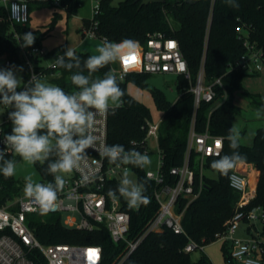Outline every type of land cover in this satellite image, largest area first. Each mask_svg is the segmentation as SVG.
I'll return each instance as SVG.
<instances>
[{"label":"trees","instance_id":"trees-1","mask_svg":"<svg viewBox=\"0 0 264 264\" xmlns=\"http://www.w3.org/2000/svg\"><path fill=\"white\" fill-rule=\"evenodd\" d=\"M69 9L77 13L79 0H68ZM239 8L228 6L225 0H166L164 3H150L142 5L139 0H123L118 5L111 4L110 0H101L100 12L96 15V32L112 42L124 40L140 41L144 44L147 34L152 31H163L179 40L181 50L188 61L191 79L179 77L178 88L180 94L176 101H170L164 91L154 89V99L159 108L165 111L161 127L159 129V143L164 153V173L168 181H173L170 173L173 166L181 165L186 149L190 123L194 113V94L190 88L195 83L201 66L204 67V80L206 83L223 75L225 90L216 87V96L213 102L202 101L196 111V130L204 132L209 121V131L213 135L223 137V150L217 156L206 159L205 169H212V161L222 155H231L233 149L229 147L226 139L228 130L233 126L234 117L240 113V107L234 102L235 91L242 87V77L247 72L243 69H230L229 64L237 60L246 52L243 41L239 38L237 28L241 25L250 32V39L254 41L264 53V0H236ZM211 20L209 22V15ZM22 33L31 32L27 27H17ZM11 25L4 20V10L0 7V55L8 53L10 56L20 58L21 48L16 38L10 33ZM36 38L34 45H41ZM32 46V45H31ZM31 46L25 48L30 49ZM68 48L67 45L59 47L46 56H58ZM81 59V69L73 68L71 71L56 67L47 68L50 75L44 82L59 86L66 92L76 91L70 77L82 71L83 62L89 52L77 54ZM43 59L35 58L36 63ZM116 63L101 68L94 77H103L112 70ZM21 66V65H20ZM36 68L42 69L37 64ZM28 74V70L26 69ZM150 73L133 72L124 79H118L124 92L121 107L112 108L109 115L108 145L120 144L126 150L134 147V143H141L146 136V122L151 118L150 108L139 99L130 94L127 81L134 79L141 85H147L146 79ZM224 99V101H223ZM223 101L214 108V104ZM253 103L260 109L264 101L253 98ZM214 108L209 118L210 110ZM264 116V115H263ZM11 127V124H10ZM238 151L243 160L253 163L259 170L257 194L249 207L264 204V125L257 129L254 143L245 145L239 142ZM92 152L88 149L87 154ZM9 153L7 159H15ZM38 164V168L45 180L54 182V177L47 174V163ZM134 167V166H133ZM138 174L139 183L145 184L149 203L141 205L138 209H130L124 198L119 197L123 208L131 214V226L129 236L133 237L144 228L147 221L153 216L158 207L154 199V182L146 177V169L134 167ZM217 172V171H216ZM230 171L227 175L219 172L218 177H211L205 173V187L200 196L193 199L183 215L185 234L174 233L170 229L149 233L142 244L126 259L123 264H213L204 254L198 259H193L191 252H185L184 247L189 237L204 245L215 241V234L222 231L225 222L234 212L238 193L230 186ZM120 181H113L110 189H117ZM15 178H5L0 174V204L9 199H14L22 190ZM186 203L183 200L182 204ZM28 224L34 229L39 240L45 244L71 243V244H98L103 248V264H111L123 250L124 241L114 242L108 228L101 227L93 231L69 228L62 223L59 214L55 213H30L27 216ZM226 261L227 247L224 245ZM28 256L36 264H48L41 251L33 249Z\"/></svg>","mask_w":264,"mask_h":264},{"label":"built area","instance_id":"built-area-1","mask_svg":"<svg viewBox=\"0 0 264 264\" xmlns=\"http://www.w3.org/2000/svg\"><path fill=\"white\" fill-rule=\"evenodd\" d=\"M213 1V0H212ZM39 2L57 7H69L68 0H0V7L4 10V20L10 23L12 38H16L21 48L20 58L10 56L8 53L0 55V68H8L14 65H23L28 70L26 83L33 75L40 76L45 81L53 73H48L51 67L50 57L46 48L42 45H32L26 50L21 47L24 33L18 30V26L27 27L30 21V5ZM100 2L93 6V18L83 30L84 38L94 37L104 41L106 37L100 36L95 27L96 15L101 9ZM211 13L209 15V22ZM243 25L237 28L239 38L246 47V52L237 60L230 63L229 68L243 69L249 72H260L264 68V53L257 44L250 39V32ZM109 41V40H108ZM147 42H138L135 50V61L125 63L118 62L112 67L117 78L124 80L129 73L146 72L150 74H173L191 79L188 61L185 58L179 40L163 31H152L147 34ZM76 54L79 52L76 48ZM62 55L58 53V56ZM55 56V59L56 57ZM35 58L43 59L36 63ZM42 65V69L36 65ZM204 67L198 73V77L190 90L194 94V113L190 123L187 137V145L181 165L173 166L170 173L173 181H168L164 173V153L159 143V122H146V136L141 143H134V147L147 155L157 152V171L146 170L148 180L154 182V199L158 207L153 216L147 221L141 231L133 237L129 236L131 226V214L123 208V203L118 197L112 199L108 196L110 184L120 181L125 168H134L132 165L116 168L108 160L102 157L98 151L89 149L92 153L86 155L81 164V169L66 176L67 183L61 193L58 194L56 207L47 213L59 214L62 223L69 228L93 231L101 227L108 228L114 242L124 241V248L111 264H123L126 259L142 244L144 238L152 232L172 230L177 234H185L183 215L189 203L200 196L205 187V161L210 156H217L223 150V137L213 135L209 131V121L206 130H196V111L202 101L213 102L216 96V87L225 90L223 75L206 83L204 80ZM23 90V89H21ZM224 101V99H223ZM223 101L214 104V108ZM214 108L209 112V118ZM110 108L105 114L97 115L93 134L97 137V147L100 144L108 145V124ZM11 121L7 115L0 120V147L6 133L11 132ZM198 158L199 168H196ZM241 162V161H240ZM239 163V162H238ZM84 177H88L87 180ZM230 186L239 197L235 204L234 212L225 222L222 231L215 234V240L226 241L228 264H264V204L249 207L251 201L256 198L257 183L253 185L250 173L235 167L230 174ZM48 181L47 183H49ZM139 182V181H138ZM45 183V184H47ZM183 200L186 203L182 204ZM40 212L38 206L22 192L14 199H9L0 204V264H36L28 253L37 249L42 252L48 264H103V248L98 244H71L54 243L45 244L39 240L34 229L28 224L27 216L30 213ZM260 220L261 231L256 227H250V238H238L235 236L243 222L251 223ZM205 245L191 237L184 247L185 252L195 249H204Z\"/></svg>","mask_w":264,"mask_h":264},{"label":"clouds","instance_id":"clouds-1","mask_svg":"<svg viewBox=\"0 0 264 264\" xmlns=\"http://www.w3.org/2000/svg\"><path fill=\"white\" fill-rule=\"evenodd\" d=\"M225 2L232 8H239L236 0ZM34 41L35 36L31 32L24 33L21 47L27 48ZM136 48L137 42L132 40L112 42L105 38L97 46L96 54L88 56L83 62L88 75L78 71L70 77L77 89L72 93L46 83L36 75L25 83L16 74L23 71L22 67L0 68V105L12 109L8 112L11 132L4 134L3 147H0V174L8 178L16 173L17 161L7 159L9 153L31 165L47 163L45 171L54 177V182H35L32 176H27L24 187L25 196L38 206L42 214L55 209L58 194L67 183L66 176L81 169L90 148L98 151L116 168L132 165L144 169L151 165V158L135 147L126 150L120 144L103 143L97 147V137L93 134L97 115L105 114L110 108L121 107L124 96L114 70L105 73L102 78L94 77V74L109 64L135 55ZM51 67L69 71L81 69V59L74 49L68 47L56 57ZM21 87L23 90L17 91ZM262 115L264 106L256 111L257 118ZM226 139L233 152L219 156L211 164L212 169L223 175L244 159L236 151L240 146V131L234 125L229 128ZM146 190L145 184L132 179L125 168L117 189H110L108 196L117 199L119 193L130 209H138L149 203L144 194Z\"/></svg>","mask_w":264,"mask_h":264},{"label":"rangeland","instance_id":"rangeland-1","mask_svg":"<svg viewBox=\"0 0 264 264\" xmlns=\"http://www.w3.org/2000/svg\"><path fill=\"white\" fill-rule=\"evenodd\" d=\"M80 5L77 13L70 11L68 7H57L47 5L39 2H32L30 5V21L27 26L31 33L39 39L40 44L47 49L50 53L57 50L63 45L71 48H76L80 52H89L96 54L97 46L102 42L99 38L87 37L84 38L83 30L88 26V23L93 18V6L101 0H79ZM123 0H110L111 4L118 5ZM140 42V41H135ZM55 56H50V62H54ZM15 68H23V71H17V76L21 77L26 83L28 74L26 75V67L23 65H14ZM13 67V66H11ZM9 68V67H8ZM180 76L173 74H151L146 79L147 85H141L134 79L127 81L128 90L131 95L146 104L151 110L152 122H159L164 117L165 111L159 108L154 99V89L158 88L164 91L167 98L174 102L179 94L178 80ZM242 87L235 91L234 102L240 107L238 113L233 119V125L240 131V143L252 145L254 143L255 134L257 129L264 125V116L257 118L256 111L258 107L253 103V98L257 97L264 101V68L260 72H246L242 77ZM18 88L17 91H21ZM12 109H6L0 105V120H2L7 112ZM151 158V165L144 169L157 171L158 168V154L152 152L148 155ZM17 169L13 176L19 185V190L24 192L25 178L32 176L35 182L47 183L38 168V164L31 165L20 157H16ZM253 163L239 162L237 168L243 171H248L252 178H254L255 166ZM198 158H196V168H199ZM130 177L138 182V174L134 168L128 170ZM211 177H218L216 171H208ZM72 175V174H70ZM69 176V175H68ZM256 226L260 231L262 223L260 220H254L251 223L243 222L241 227L237 230L235 236L238 238H250L252 233L250 227ZM226 241L215 240L205 245L204 249H195L192 251L191 256L193 259H198L202 254L206 255L213 264H228L225 257L224 245Z\"/></svg>","mask_w":264,"mask_h":264},{"label":"water","instance_id":"water-1","mask_svg":"<svg viewBox=\"0 0 264 264\" xmlns=\"http://www.w3.org/2000/svg\"><path fill=\"white\" fill-rule=\"evenodd\" d=\"M139 1L141 2V6H142L150 3H164L166 0H139Z\"/></svg>","mask_w":264,"mask_h":264},{"label":"snow or ice","instance_id":"snow-or-ice-1","mask_svg":"<svg viewBox=\"0 0 264 264\" xmlns=\"http://www.w3.org/2000/svg\"><path fill=\"white\" fill-rule=\"evenodd\" d=\"M136 59L135 55L131 56V57H125V63H129V62H134Z\"/></svg>","mask_w":264,"mask_h":264},{"label":"crops","instance_id":"crops-1","mask_svg":"<svg viewBox=\"0 0 264 264\" xmlns=\"http://www.w3.org/2000/svg\"><path fill=\"white\" fill-rule=\"evenodd\" d=\"M174 76H177V75H174ZM178 77V76H177ZM166 95V94H165ZM167 97V96H166ZM176 101V100H175ZM164 118V117H163ZM163 118H161V119H163ZM242 162H244V161H242ZM251 165H253V164H251ZM255 170H256V172H257V176H256V183L259 181L258 179H259V170L257 169V168H255ZM226 245V244H225Z\"/></svg>","mask_w":264,"mask_h":264},{"label":"bare ground","instance_id":"bare-ground-1","mask_svg":"<svg viewBox=\"0 0 264 264\" xmlns=\"http://www.w3.org/2000/svg\"><path fill=\"white\" fill-rule=\"evenodd\" d=\"M256 176H257V172L256 171H254V178H252V183H253V185H255V183H256Z\"/></svg>","mask_w":264,"mask_h":264}]
</instances>
